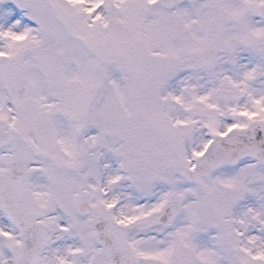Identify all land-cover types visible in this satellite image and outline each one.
Here are the masks:
<instances>
[{"label": "snow or ice", "instance_id": "snow-or-ice-1", "mask_svg": "<svg viewBox=\"0 0 264 264\" xmlns=\"http://www.w3.org/2000/svg\"><path fill=\"white\" fill-rule=\"evenodd\" d=\"M0 264H264V0H0Z\"/></svg>", "mask_w": 264, "mask_h": 264}]
</instances>
